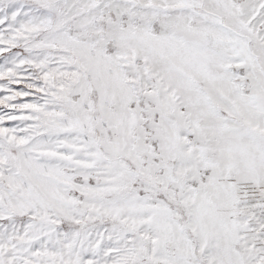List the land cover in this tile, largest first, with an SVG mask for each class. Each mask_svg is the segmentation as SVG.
<instances>
[{
  "label": "snow or ice",
  "instance_id": "obj_1",
  "mask_svg": "<svg viewBox=\"0 0 264 264\" xmlns=\"http://www.w3.org/2000/svg\"><path fill=\"white\" fill-rule=\"evenodd\" d=\"M0 264H264V0H0Z\"/></svg>",
  "mask_w": 264,
  "mask_h": 264
}]
</instances>
